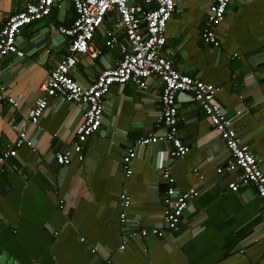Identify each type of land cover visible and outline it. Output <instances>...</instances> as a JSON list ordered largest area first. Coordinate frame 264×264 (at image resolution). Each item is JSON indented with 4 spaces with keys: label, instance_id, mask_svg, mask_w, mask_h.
<instances>
[{
    "label": "crops",
    "instance_id": "0c3cea01",
    "mask_svg": "<svg viewBox=\"0 0 264 264\" xmlns=\"http://www.w3.org/2000/svg\"><path fill=\"white\" fill-rule=\"evenodd\" d=\"M33 1L0 0V30ZM213 1L176 0L160 53L181 73L217 88V102L264 171V0H231L217 28L218 47L202 39ZM75 18L71 2L58 0L49 16L23 28L24 57L4 59L0 84L19 107L0 101V155L17 139L12 125L43 95L41 86L67 53L71 39L58 28ZM117 18L109 14L95 34L102 55L82 56L73 70L82 86L119 63L120 48L107 47L105 39L114 30L127 44ZM162 87L155 75L145 90L114 84L100 130L83 144L84 159L73 155L67 166L55 154L73 146L85 106L50 99L39 125L26 127L33 148H18L0 175V264H264V205L253 185L229 190L240 170H227L230 154L195 101L185 95L177 101L179 136L190 152L172 158L166 143L137 147L133 174L125 176L122 159L136 139L163 131L157 126ZM167 166L179 191L193 188L197 195L177 230L160 238L131 236L162 225ZM122 192L131 205L121 225Z\"/></svg>",
    "mask_w": 264,
    "mask_h": 264
},
{
    "label": "built area",
    "instance_id": "2783aa9c",
    "mask_svg": "<svg viewBox=\"0 0 264 264\" xmlns=\"http://www.w3.org/2000/svg\"><path fill=\"white\" fill-rule=\"evenodd\" d=\"M58 0H34L26 5L24 10L10 15L0 30V73L4 59L8 55L24 57L19 48L20 34L26 26L49 16ZM73 5L76 18L70 27L60 26L58 32L70 37L66 55L58 61L50 71L45 83L41 86L43 95L32 105L24 119L12 125L17 132L14 144H8L0 155V175L5 171L10 158L17 155V149L22 146L32 147L33 141L28 138L26 127L38 126L52 98L66 102L79 103L85 106L84 120L76 130V138L71 148L55 154V161L60 166L71 163L73 155L79 161L84 159L83 144L101 127L104 113V100L114 84L131 83L145 90L148 79L157 76L162 82L160 96L161 111L158 127L162 132L150 133L136 139L123 156L122 164L125 176L133 174V162L136 158V148L166 143L170 146L169 155L172 158L184 157L190 152L179 136V111L177 101L185 95L195 101L208 116L216 132L224 142L230 160L227 170L239 169L238 179L229 184L231 192H237L242 186L253 185L264 205V171L260 160L242 142L241 137L227 118L225 111L216 100L217 88L210 83L193 78L177 70L171 60L161 55L166 44L167 23L176 10V0H69ZM231 0H214L210 5L208 16L202 32L205 43L214 47L220 45L217 28L225 19ZM116 13L115 26L123 30L127 44L120 43L114 30L105 32L106 46L119 47L122 57L115 67L102 70L87 86H82L72 75L73 70L82 56L98 59L103 50L95 44V34L103 25L107 16ZM0 101H7L12 108L19 107L15 97L8 94L6 85L0 84ZM218 173L222 168H218ZM162 178L167 184L163 196L165 206L162 215V225L144 228L131 236L163 237L165 233L178 229L183 213L189 201L197 195L193 188L179 191L175 186L170 167H164ZM61 203L62 200L60 201ZM119 223L126 221V209L131 205V198L126 192L120 194ZM125 244L121 245V249Z\"/></svg>",
    "mask_w": 264,
    "mask_h": 264
}]
</instances>
